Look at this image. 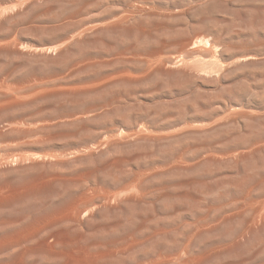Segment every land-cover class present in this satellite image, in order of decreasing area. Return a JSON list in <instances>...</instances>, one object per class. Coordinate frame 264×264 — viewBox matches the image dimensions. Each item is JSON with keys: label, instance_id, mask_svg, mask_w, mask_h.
<instances>
[{"label": "rangeland", "instance_id": "rangeland-1", "mask_svg": "<svg viewBox=\"0 0 264 264\" xmlns=\"http://www.w3.org/2000/svg\"><path fill=\"white\" fill-rule=\"evenodd\" d=\"M69 261L264 264V0H0V264Z\"/></svg>", "mask_w": 264, "mask_h": 264}, {"label": "bare ground", "instance_id": "bare-ground-1", "mask_svg": "<svg viewBox=\"0 0 264 264\" xmlns=\"http://www.w3.org/2000/svg\"><path fill=\"white\" fill-rule=\"evenodd\" d=\"M109 5V4H108ZM143 5V4H142ZM101 16V15H100ZM90 22V21H89ZM147 23V22H146ZM79 26V25H78ZM201 40V39H200ZM195 45V44H194ZM121 46V45H120ZM100 52V51H99ZM149 62V61H148ZM221 62V61H220ZM217 63V62H216ZM207 64V63H206ZM205 64L203 63V65L202 66H204ZM201 66V65H200ZM204 70H206V69H204ZM202 71V70H201ZM203 72V71H202ZM90 75V74H89ZM88 75V76H89ZM95 75V74H94ZM117 86V85H116ZM119 88V87H118ZM85 89V88H84ZM119 90H120V88H119ZM118 90V91H119ZM113 91V90H112ZM128 93V92H127ZM135 96V95H134ZM97 98V97H96ZM101 98V97H100ZM198 110V109H197ZM48 111V110H47ZM199 113V112H198ZM208 114V113H207ZM144 115V114H143ZM136 116V115H135ZM193 116V115H192ZM181 117V116H180ZM194 117V116H193ZM208 117V116H207ZM151 119V118H150ZM192 119V118H191ZM139 121V120H138ZM177 122H178V120H177ZM163 124V123H162ZM196 124V123H195ZM201 124V123H200ZM197 125V124H196ZM205 125H206V123H205ZM142 126V125H141ZM140 126V127H141ZM207 126V125H206ZM178 127V126H177ZM181 128V127H180ZM146 129V128H145ZM151 129V128H150ZM114 130V129H113ZM182 130V129H181ZM153 132V131H152ZM127 133V132H126ZM154 133V132H153ZM157 133V132H156ZM128 134V133H127ZM196 135V134H195ZM256 135V134H255ZM259 135V134H258ZM106 136V135H105ZM108 136V135H107ZM133 136V135H132ZM136 135H134L133 137H135ZM137 137V136H136ZM107 138V137H106ZM109 139H111V138H109ZM104 140V139H103ZM186 142H188V141H186ZM109 143V142H108ZM107 143V144H108ZM210 144V143H209ZM242 144V143H241ZM100 146H101V144H100ZM243 146V145H242ZM210 148V147H209ZM199 153V152H198ZM46 155V154H45ZM190 155H192V154H190ZM57 156V155H56ZM30 158V157H29ZM32 158H34V157H32ZM40 160V159H39ZM193 163V162H192ZM129 168V167H128ZM142 172V171H141ZM144 173V172H143ZM201 173V172H200ZM209 174V173H208ZM208 177V176H207ZM212 186V185H211ZM78 187V186H77ZM131 189V188H130ZM135 189V188H134ZM131 191V190H130ZM135 191V190H134ZM129 192V191H128ZM133 192V191H132ZM134 193V192H133ZM83 194V193H82ZM115 194V193H114ZM121 194V193H120ZM88 195V194H87ZM122 195V194H121ZM120 195V196H121ZM124 195V194H123ZM119 196V195H118ZM222 197V196H221ZM114 199V198H113ZM65 200V199H64ZM91 200V199H90ZM88 201V200H87ZM75 202V201H74ZM114 202V201H113ZM95 203V202H94ZM73 204V203H72ZM90 204V203H89ZM95 206V205H94ZM69 207V206H68ZM89 207V206H88ZM93 207V206H92ZM72 208V207H71ZM65 211V210H64ZM59 213V212H58ZM75 213V212H74ZM88 213V212H87ZM71 214V213H70ZM76 214V213H75ZM86 214V213H85ZM84 214V215H85ZM215 214V213H214ZM87 215V214H86ZM83 216V215H82ZM84 217V216H83ZM46 220V219H45ZM53 220V219H52ZM91 220V219H90ZM158 221V220H157ZM38 222V221H37ZM43 222V221H42ZM202 222V221H201ZM204 222V221H203ZM38 224V223H37ZM157 224V223H156ZM171 224V223H170ZM36 225V224H35ZM40 225V224H39ZM44 227V226H43ZM195 227V226H194ZM36 231H38V230H36ZM35 231V232H36ZM58 231H60V230H58ZM146 231V230H145ZM184 231V230H183ZM32 232V231H31ZM61 232V231H60ZM154 233H156V232H154ZM69 235V234H68ZM100 235V234H99ZM66 236H67V234H66ZM143 236V235H142ZM27 237V236H26ZM55 237H57V236H55ZM50 239V238H49ZM133 240V239H132ZM131 240V241H132ZM136 240V239H135ZM46 241V240H45ZM57 241H59V240H57ZM134 241V240H133ZM51 244V243H50ZM55 243H53V245H54ZM42 245H43V243H42ZM52 245V244H51ZM52 245V246H53ZM123 245V244H122ZM134 245H136V244H134ZM49 246V245H48ZM36 247V246H35ZM41 247V246H40ZM152 247H153V245H152ZM80 248V247H79ZM116 248V247H115ZM79 250V249H78ZM75 251V250H74ZM70 252V251H69ZM85 252V251H84ZM86 252H88V251H86ZM113 252V251H112ZM62 253V252H61ZM183 253V252H182ZM74 254V253H73ZM103 254H105V253H103ZM75 255V254H74ZM81 255V254H80ZM94 255V254H93ZM99 255H102V253H100V254H98V256L97 255H95V256H97V257H99ZM70 256V255H69ZM78 256V255H77ZM85 256V255H84ZM83 256V257H84ZM91 256V255H90ZM103 256V255H102ZM78 258H80V257H78ZM77 258V259H78ZM90 258V257H89ZM93 258H95V257H93ZM203 258V257H202ZM184 259V258H183ZM198 259V258H197ZM70 260H71V258H70ZM199 260V259H198ZM73 261V260H72ZM173 261V260H172ZM70 262V261H69ZM83 263H84V261H82ZM68 263V262H67ZM66 263V264H67ZM70 263H72V262H70ZM69 263V264H70ZM73 264V263H72Z\"/></svg>", "mask_w": 264, "mask_h": 264}]
</instances>
